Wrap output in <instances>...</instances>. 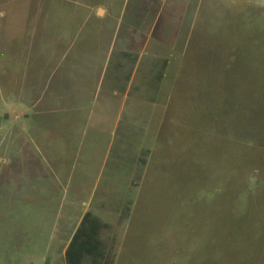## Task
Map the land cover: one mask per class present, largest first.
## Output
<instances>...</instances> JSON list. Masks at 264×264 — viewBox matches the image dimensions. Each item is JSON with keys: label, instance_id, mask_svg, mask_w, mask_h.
<instances>
[{"label": "rangeland", "instance_id": "1", "mask_svg": "<svg viewBox=\"0 0 264 264\" xmlns=\"http://www.w3.org/2000/svg\"><path fill=\"white\" fill-rule=\"evenodd\" d=\"M59 1L66 52L0 0V262L31 208L96 213L108 264H264V0Z\"/></svg>", "mask_w": 264, "mask_h": 264}, {"label": "crops", "instance_id": "2", "mask_svg": "<svg viewBox=\"0 0 264 264\" xmlns=\"http://www.w3.org/2000/svg\"><path fill=\"white\" fill-rule=\"evenodd\" d=\"M140 1L136 2V4H139ZM52 4L53 12L50 13L49 18L46 19L54 23L50 26V29L46 28L47 30H45V36H51V38H53L50 41L52 42L50 46L54 52H66L67 46L70 44V37H73L72 32L75 34L74 29H70L68 22L74 18L68 12L65 2L53 0ZM30 211H32L31 208L27 210L20 209L19 212H17L16 220L19 223H16L14 220V225L18 231L15 233L14 237H12L13 242L11 246L8 245V247H6V245H3L1 247L2 250L11 248L13 250V254L11 251L4 250L6 252L3 256H7L8 253L12 254L15 260L8 261L12 262V264H29L35 258H42L47 261L48 257L54 258L55 262L60 261L61 264H66V251L68 246L81 222L83 215L88 211L85 210L83 212L76 225L74 227L72 226L71 230L69 228L66 237L63 235L62 238H60V236L53 238L52 232L49 233L48 236H43L45 234V224H43L44 220H42V223H38V221L35 223L27 221V217L29 216L28 212ZM6 225L9 224L5 222L4 226ZM38 246L40 248H38ZM48 252H53L54 256H47ZM0 264L3 263L0 262Z\"/></svg>", "mask_w": 264, "mask_h": 264}, {"label": "trees", "instance_id": "3", "mask_svg": "<svg viewBox=\"0 0 264 264\" xmlns=\"http://www.w3.org/2000/svg\"><path fill=\"white\" fill-rule=\"evenodd\" d=\"M109 224L86 212L66 251V264H108V243L103 239Z\"/></svg>", "mask_w": 264, "mask_h": 264}]
</instances>
